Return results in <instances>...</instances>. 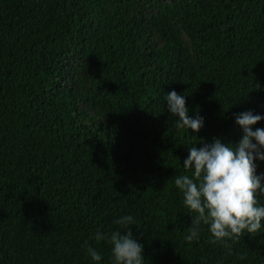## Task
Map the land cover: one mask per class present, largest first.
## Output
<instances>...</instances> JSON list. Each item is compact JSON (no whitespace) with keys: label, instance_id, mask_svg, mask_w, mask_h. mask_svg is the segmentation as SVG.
Here are the masks:
<instances>
[{"label":"trees","instance_id":"trees-1","mask_svg":"<svg viewBox=\"0 0 264 264\" xmlns=\"http://www.w3.org/2000/svg\"><path fill=\"white\" fill-rule=\"evenodd\" d=\"M173 90L199 133L176 127ZM249 111L264 117V0H0V264H97L88 247L113 264L95 235L126 215L144 264H264V221L231 254L207 226L188 243L174 185L190 147L238 145Z\"/></svg>","mask_w":264,"mask_h":264},{"label":"clouds","instance_id":"clouds-1","mask_svg":"<svg viewBox=\"0 0 264 264\" xmlns=\"http://www.w3.org/2000/svg\"><path fill=\"white\" fill-rule=\"evenodd\" d=\"M167 110L176 120L177 128L199 133L204 126L200 116L190 118L185 96L174 90L167 94ZM264 117L252 112L240 113L235 122L243 135L238 145L225 146L220 139L204 143L203 147L189 148V155L183 162L191 175L174 179V185L183 194L184 206L195 216L185 237L188 243L199 239L201 226H207L212 244L231 245L247 234L260 232L264 221V206L258 196H264L262 177L256 174V160L264 161V129L256 128ZM121 229L108 234L97 232V242L110 244L113 264H144L143 246L134 239L131 227L135 223L126 215L116 221ZM88 255L97 264L100 253L94 247L87 248Z\"/></svg>","mask_w":264,"mask_h":264}]
</instances>
